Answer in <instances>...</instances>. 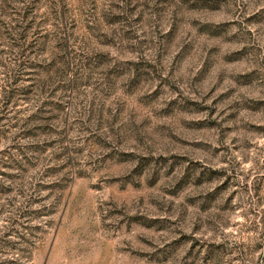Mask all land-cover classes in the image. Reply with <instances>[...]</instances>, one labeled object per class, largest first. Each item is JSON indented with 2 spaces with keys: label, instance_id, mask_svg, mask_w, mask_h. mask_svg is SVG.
<instances>
[{
  "label": "rangeland",
  "instance_id": "1",
  "mask_svg": "<svg viewBox=\"0 0 264 264\" xmlns=\"http://www.w3.org/2000/svg\"><path fill=\"white\" fill-rule=\"evenodd\" d=\"M0 264H264V0H0Z\"/></svg>",
  "mask_w": 264,
  "mask_h": 264
}]
</instances>
